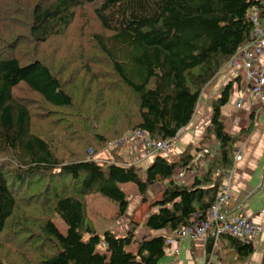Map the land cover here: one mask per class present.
I'll list each match as a JSON object with an SVG mask.
<instances>
[{
	"label": "trees",
	"instance_id": "16d2710c",
	"mask_svg": "<svg viewBox=\"0 0 264 264\" xmlns=\"http://www.w3.org/2000/svg\"><path fill=\"white\" fill-rule=\"evenodd\" d=\"M262 6L263 0H0V264H158L168 235L192 214L206 215L248 130L227 132L220 118L233 81L212 99L197 145L175 158L156 152L144 170L108 143L141 130L171 146L204 86L250 37L251 15ZM203 164L191 182L174 180L176 171ZM165 180L149 204L156 210L141 224L161 233L141 239L131 224L124 234L97 231L88 196L115 203V220L128 205L121 183H133L146 201L149 187ZM220 237L241 256L253 250Z\"/></svg>",
	"mask_w": 264,
	"mask_h": 264
},
{
	"label": "crops",
	"instance_id": "0c3cea01",
	"mask_svg": "<svg viewBox=\"0 0 264 264\" xmlns=\"http://www.w3.org/2000/svg\"><path fill=\"white\" fill-rule=\"evenodd\" d=\"M259 17L264 21V0ZM237 76L231 67L224 66L204 86L191 121L182 128L164 156L175 158L187 145H197L211 115L212 99L220 95L225 84L233 81L229 100L221 108L220 118L227 132L248 130L241 135L237 144L241 148V158L238 161L234 159L229 169L232 175L226 208L229 213L244 215L259 224L262 231L252 240L253 250L247 256H241L227 238H213L212 234H208L205 237H187L181 240L176 255L171 247L166 246L165 254L158 264H264V102L250 92L249 85L240 77L235 79ZM238 100H241L240 106L235 104ZM213 145L212 152L216 153L217 146L215 143ZM120 146L121 154L128 164H148L149 158L152 157L153 160L158 154L146 155L142 142L136 138ZM204 169L205 164L184 172L182 176H175L174 180L187 184ZM167 182L165 180L161 183L162 191ZM146 233L145 237H149L150 233ZM208 244L211 245L209 251Z\"/></svg>",
	"mask_w": 264,
	"mask_h": 264
},
{
	"label": "built area",
	"instance_id": "2783aa9c",
	"mask_svg": "<svg viewBox=\"0 0 264 264\" xmlns=\"http://www.w3.org/2000/svg\"><path fill=\"white\" fill-rule=\"evenodd\" d=\"M251 19L254 22V29L250 37L238 46L223 67H231L249 85L250 92L264 102V21L259 17V9L253 12ZM235 104L240 106L241 100ZM132 138L142 142L146 155L165 152L170 148V142L152 140L141 130L126 133L119 140L109 142L108 147L123 145ZM240 158L241 148L236 145L234 159L238 161ZM182 175L183 173L178 171L173 178ZM231 175L232 171L228 170L214 203L204 217H200V213L192 214L186 223L168 235L165 246L171 247L174 255L179 252L178 243L187 237H205L212 234L217 238L219 235L226 234L252 244V240L261 233L262 227L259 224L244 215L228 212L226 201L230 196Z\"/></svg>",
	"mask_w": 264,
	"mask_h": 264
},
{
	"label": "rangeland",
	"instance_id": "374dc122",
	"mask_svg": "<svg viewBox=\"0 0 264 264\" xmlns=\"http://www.w3.org/2000/svg\"><path fill=\"white\" fill-rule=\"evenodd\" d=\"M105 154L106 153L103 152V155ZM160 154L164 155V152H161ZM151 159L152 157L149 158L148 164H141L140 166H142V168L145 170L151 164ZM162 182L163 181H158L149 187L146 201H143L133 183H121L120 187L127 195L128 205L125 213L115 220H112V215L116 212L117 209L115 203L105 197L88 196V212L94 218L97 231L99 233H102L104 230H111L116 234H124L128 231V226L131 224L130 228L132 227L135 236L141 239L147 235L146 232L150 233V235L161 233V231L157 230H148L142 227L141 224L142 218L145 216V214L156 210L155 207L150 208L149 204L160 197L162 192ZM54 221L62 231H66L65 224H63V222L59 218H56ZM102 246L103 244L100 243L98 245V248H101Z\"/></svg>",
	"mask_w": 264,
	"mask_h": 264
}]
</instances>
